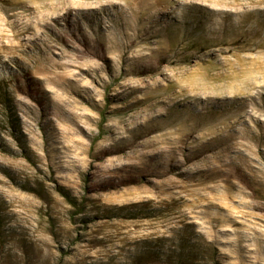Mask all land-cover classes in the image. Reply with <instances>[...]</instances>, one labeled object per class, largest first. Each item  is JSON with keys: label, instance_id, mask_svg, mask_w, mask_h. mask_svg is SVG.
Returning <instances> with one entry per match:
<instances>
[{"label": "rangeland", "instance_id": "obj_1", "mask_svg": "<svg viewBox=\"0 0 264 264\" xmlns=\"http://www.w3.org/2000/svg\"><path fill=\"white\" fill-rule=\"evenodd\" d=\"M0 264H264V0H0Z\"/></svg>", "mask_w": 264, "mask_h": 264}]
</instances>
